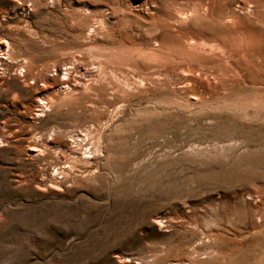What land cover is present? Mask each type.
Here are the masks:
<instances>
[{
    "label": "rangeland",
    "instance_id": "1",
    "mask_svg": "<svg viewBox=\"0 0 264 264\" xmlns=\"http://www.w3.org/2000/svg\"><path fill=\"white\" fill-rule=\"evenodd\" d=\"M166 1L0 0V264H264L262 75L198 86L178 61L130 55L122 30L79 35L87 6L109 4L127 30ZM20 65L57 100L13 98ZM145 73L150 91L132 80Z\"/></svg>",
    "mask_w": 264,
    "mask_h": 264
},
{
    "label": "bare ground",
    "instance_id": "2",
    "mask_svg": "<svg viewBox=\"0 0 264 264\" xmlns=\"http://www.w3.org/2000/svg\"><path fill=\"white\" fill-rule=\"evenodd\" d=\"M221 1L223 5H219ZM166 2L171 7L159 8L154 12H150L152 9L149 8L145 16L126 11L133 17L140 16L146 22L127 30L119 28L122 19H119L118 14L109 4L99 12L87 6L82 12L86 19L94 15L97 17L92 22L83 20L84 25L79 30V35L85 40H91L98 36L105 37L112 29L119 35L123 31L126 34L125 40L131 45H136L133 46L130 55L136 56L138 60L154 62L160 66L178 61L183 77L198 86L210 88L215 84L216 78L228 80L240 76L246 79V75L249 76L251 71L261 74L264 78V51L262 52L264 45L261 48L258 43L264 40L262 34L264 0H167ZM2 47L5 49V56L0 52V61L6 62L12 50L11 42L6 40L1 42L0 51ZM180 61L186 64L183 65ZM198 61L204 63L206 67L197 70L194 63ZM77 62L78 60L74 59L71 64ZM20 66L17 69L18 73L11 80L21 82L23 88L15 86L12 97L15 98L18 93H28L31 90L34 101L32 107H40V109L47 105V100L55 101L58 96L57 93H53L55 91H50L47 97H42L43 92L48 91L43 83L37 84L38 81L44 80H40L42 70L37 69L32 72L25 65ZM61 69L64 75L61 77V84H64L62 80L69 83L71 67ZM149 75L145 73V77L139 79L132 76V80L141 85L143 90L150 91L151 86L147 81ZM49 80L52 84V78ZM74 81L75 79L71 78L72 85L76 84ZM11 85L4 73L0 72V93L8 91ZM51 87L50 85L49 90ZM27 150L30 156H39L42 152L37 145H32ZM81 160L89 162L90 158L84 154L80 158L72 157V163ZM66 166L61 165L56 169L53 181L57 180L58 173H64L71 167Z\"/></svg>",
    "mask_w": 264,
    "mask_h": 264
}]
</instances>
